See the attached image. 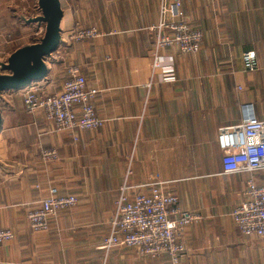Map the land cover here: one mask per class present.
I'll use <instances>...</instances> for the list:
<instances>
[{"label": "crops", "instance_id": "crops-1", "mask_svg": "<svg viewBox=\"0 0 264 264\" xmlns=\"http://www.w3.org/2000/svg\"><path fill=\"white\" fill-rule=\"evenodd\" d=\"M175 1L202 41L195 53L159 51L175 76L164 80L160 69L150 67L159 0H60L61 42L38 83L58 91L66 67L78 66L87 85L98 89L92 103L105 122L73 133L56 130L41 111H25L23 88L1 92L0 227L14 236L0 243V264H173L167 254L101 248L128 166L127 182L145 184L134 191L165 181L181 208L200 214L183 230L186 250L177 264H264V236L243 234L230 215L246 179L252 175L264 185V172L222 173L217 144L218 129L241 122L246 104L264 119L254 107L264 99V0L168 3ZM4 6L10 18L24 20L13 13L19 0H0ZM0 17L1 24L8 19ZM89 25L102 34L65 41L75 26ZM246 50L256 53V71L243 69ZM40 147L56 148L58 157L43 161ZM49 186L78 201L52 217L46 231L33 232L27 212Z\"/></svg>", "mask_w": 264, "mask_h": 264}, {"label": "built area", "instance_id": "built-area-1", "mask_svg": "<svg viewBox=\"0 0 264 264\" xmlns=\"http://www.w3.org/2000/svg\"><path fill=\"white\" fill-rule=\"evenodd\" d=\"M159 2V19L151 26L153 56L150 67L153 71L160 69L162 79L172 80L175 77L172 67L164 64L159 51L175 47L182 53H195L200 48L202 33L187 20L179 1ZM35 8L39 12L37 3ZM101 34L102 31L94 25L75 26L65 41L72 44ZM241 58L244 71L258 69L254 50L244 51ZM97 93L96 87L87 85L78 66L68 65L66 77L58 91L48 92L43 85L32 82L23 88L21 95L26 112L41 111L47 120L53 122L56 130L73 133L97 129L104 124L105 120L97 115L92 103ZM245 109L246 115L241 122L218 129L217 144L222 152L221 171L224 174L264 172V119L253 113L250 104H246ZM72 137L77 139L75 135ZM39 154L45 162L58 157L54 147H40ZM130 171L128 166L118 188L109 232L101 248L132 247L139 254L150 257L167 254L171 262L177 264L186 250L183 230L200 221V214L181 208L176 193L166 189L165 181L148 183V192L134 191L135 187L145 184H129L127 176ZM241 195L242 199L230 212L235 226L245 235L264 236V185L258 184L251 175L246 179ZM77 201L75 194L61 193L56 186H49L47 194L27 212L31 231H46L52 217L74 206ZM13 236L11 229L0 227V243Z\"/></svg>", "mask_w": 264, "mask_h": 264}, {"label": "water", "instance_id": "water-1", "mask_svg": "<svg viewBox=\"0 0 264 264\" xmlns=\"http://www.w3.org/2000/svg\"><path fill=\"white\" fill-rule=\"evenodd\" d=\"M36 3L39 14L25 19L28 22H44L43 34L37 41L18 47L0 62V94L42 81L48 75V58L61 42L63 11L60 0H37ZM1 123L0 110V127Z\"/></svg>", "mask_w": 264, "mask_h": 264}, {"label": "rangeland", "instance_id": "rangeland-1", "mask_svg": "<svg viewBox=\"0 0 264 264\" xmlns=\"http://www.w3.org/2000/svg\"><path fill=\"white\" fill-rule=\"evenodd\" d=\"M36 1L37 0H19V9L17 12L13 11V13H15L16 17H24V20L21 21L19 18H10L12 12L8 7L4 6L3 9H0V14H4V16L8 18L5 19L2 24L0 23V59L4 56L7 57L9 55L8 53H11L18 47L26 45L28 42L32 43V41H37V39L42 36L45 25L44 22H28L25 19L39 13L38 10L33 7ZM261 91V95L264 96V89ZM254 107L256 111H264V99L257 98Z\"/></svg>", "mask_w": 264, "mask_h": 264}]
</instances>
